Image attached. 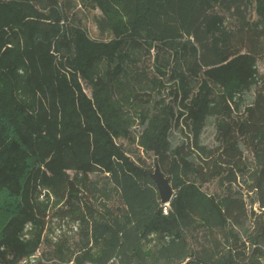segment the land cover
<instances>
[{
  "label": "trees",
  "instance_id": "obj_1",
  "mask_svg": "<svg viewBox=\"0 0 264 264\" xmlns=\"http://www.w3.org/2000/svg\"><path fill=\"white\" fill-rule=\"evenodd\" d=\"M261 64L264 0H0V264H264Z\"/></svg>",
  "mask_w": 264,
  "mask_h": 264
},
{
  "label": "rangeland",
  "instance_id": "obj_2",
  "mask_svg": "<svg viewBox=\"0 0 264 264\" xmlns=\"http://www.w3.org/2000/svg\"><path fill=\"white\" fill-rule=\"evenodd\" d=\"M72 12L74 13L76 20L78 21L80 20L81 23L85 26L86 30L88 31L91 37L96 38V39L109 38L110 36L109 34H106V35L100 34L96 26V23L94 22V19H93L94 13H91L88 10L82 9L80 7L74 8ZM97 13L98 12L96 11L95 14ZM260 68L262 69V71H264V64H261ZM214 138H215V126H214L213 121L211 120L202 135V140L204 143L213 144ZM172 139L174 143L180 141L182 139L181 134L180 133L175 134ZM209 189L212 191L214 189V186L213 185L209 186ZM57 227H59L60 229V226L57 225Z\"/></svg>",
  "mask_w": 264,
  "mask_h": 264
},
{
  "label": "water",
  "instance_id": "obj_3",
  "mask_svg": "<svg viewBox=\"0 0 264 264\" xmlns=\"http://www.w3.org/2000/svg\"><path fill=\"white\" fill-rule=\"evenodd\" d=\"M152 178L157 185L162 203L168 204L173 197V189L170 181L161 172L159 165L155 166Z\"/></svg>",
  "mask_w": 264,
  "mask_h": 264
},
{
  "label": "built area",
  "instance_id": "obj_4",
  "mask_svg": "<svg viewBox=\"0 0 264 264\" xmlns=\"http://www.w3.org/2000/svg\"><path fill=\"white\" fill-rule=\"evenodd\" d=\"M55 223V222H54ZM73 227V229L74 230H77V228H78V225H73L72 226ZM31 227H30V225H28L27 227H26V232L30 229ZM65 231H67V227H66V225H64L63 226V228L62 227H60V229H59V227H57V225H56V223H55V227H54V231H53V234H51V239L53 240V241H57V239L61 236V234L63 233V232H65ZM39 253L38 254H36V255H34L31 259H30V261L31 262H34L36 259H38V257H39ZM28 262V260H24V261H22V263L21 264H26Z\"/></svg>",
  "mask_w": 264,
  "mask_h": 264
}]
</instances>
